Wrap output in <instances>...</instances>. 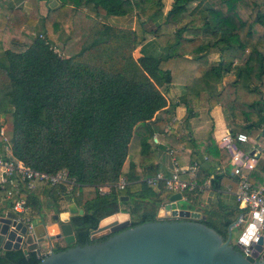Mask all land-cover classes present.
Segmentation results:
<instances>
[{
  "label": "trees",
  "instance_id": "obj_1",
  "mask_svg": "<svg viewBox=\"0 0 264 264\" xmlns=\"http://www.w3.org/2000/svg\"><path fill=\"white\" fill-rule=\"evenodd\" d=\"M41 1L50 0H0V129L1 116L12 113L13 155L50 173L68 169L76 184L68 193L67 183L37 181L29 188L20 180L33 224L46 219L43 198L84 208L83 215L72 216L81 245L93 242L92 231L117 212L130 214V226L155 220L170 191L165 182L149 184L146 178L162 170L172 140L181 164L230 160L216 144L214 121L203 116L204 102L207 114L225 107L231 131L250 135L254 142L244 149H252L255 132L257 141L264 139V0H172L168 9L165 0H57V7L48 8L57 10L54 21L41 12ZM24 2L32 4L29 13ZM115 16H133L135 25L117 26ZM63 33L69 36L59 46ZM211 54L218 59L209 61ZM228 73L235 79L222 86ZM176 84L185 88L181 96ZM181 106L186 114L179 121ZM155 135L168 143L156 142ZM215 166L200 169L199 181L214 173L212 182L224 185L231 177L212 173ZM122 175L130 181L124 189L100 190ZM251 178L257 186L264 179L263 158ZM184 195L183 206L193 210L202 200L198 188ZM235 219L229 212L199 220L227 238ZM41 259L35 250L27 255L22 248L0 247V264Z\"/></svg>",
  "mask_w": 264,
  "mask_h": 264
},
{
  "label": "water",
  "instance_id": "obj_2",
  "mask_svg": "<svg viewBox=\"0 0 264 264\" xmlns=\"http://www.w3.org/2000/svg\"><path fill=\"white\" fill-rule=\"evenodd\" d=\"M183 199L181 192L170 194L160 205L155 220L134 226H130L131 218L103 223L104 218L91 233L93 242L84 245L76 243L72 216L83 215L85 210L74 201L64 209L49 201L53 209L49 221L58 225V231L52 234L47 230L46 219L30 230L18 219L19 214L10 210L0 214V247L22 248L27 255L35 250L42 257L39 264H264V236L251 254H244L233 242V227L238 218L225 238L200 221L199 212L181 206L179 202ZM118 230L105 240L94 241ZM61 239L70 246L57 251L53 242ZM46 242L51 243L47 253Z\"/></svg>",
  "mask_w": 264,
  "mask_h": 264
},
{
  "label": "built area",
  "instance_id": "obj_3",
  "mask_svg": "<svg viewBox=\"0 0 264 264\" xmlns=\"http://www.w3.org/2000/svg\"><path fill=\"white\" fill-rule=\"evenodd\" d=\"M157 138V135H155ZM252 142L250 135L244 131L232 132L228 130L221 138L220 145L230 153V164L232 174L236 177V188H230L236 196L241 211L237 216L238 221L235 227L239 232L235 244H237L244 254H251V251L262 236H264V185H255L251 178V171L254 170L260 158L262 150L261 144L256 140L252 149L243 148L244 143ZM6 153H0V168L2 177L0 179V188L6 192V196L12 200L13 210L19 214V220L23 221L30 230L33 229V222L29 218L30 207L26 197L21 194L20 180L26 181L29 188L34 187L37 181H43L47 184L57 185L67 183V192H71L76 184L75 178L71 177L68 169H61L55 173L28 167L17 159L12 152V145L8 144ZM255 149V154L251 151ZM11 150V151H10ZM172 157V168L170 174L159 171L155 175L147 177L149 184H156L160 181L165 182L170 194L185 190L202 189L203 185L199 182L198 173L202 169L203 162H194L192 164H181L174 151L170 152ZM208 157H205V160ZM129 180L125 176H120L113 185L101 186L100 190L105 192L104 188L110 190L111 186L117 189H124ZM11 184V186H8Z\"/></svg>",
  "mask_w": 264,
  "mask_h": 264
},
{
  "label": "crops",
  "instance_id": "obj_4",
  "mask_svg": "<svg viewBox=\"0 0 264 264\" xmlns=\"http://www.w3.org/2000/svg\"><path fill=\"white\" fill-rule=\"evenodd\" d=\"M28 2H24V4H26ZM47 7V11L43 12L44 14L49 16V19L51 21H54L57 17V10L55 11H51L48 13V8L52 7H57L58 6V1L57 0H50L49 2L44 1V3ZM111 22L114 23L117 26H123V27H127V26H133L135 23V18L133 16H115L111 18ZM230 31L227 30L225 32L226 35H230ZM63 34H64V38H63ZM62 34V39H61V43L60 45H63V43L65 42V40L68 38V34L67 33H63ZM177 112H179V109L177 110ZM211 116L213 117V120L215 122L214 128H213V134L215 137V141L216 144L218 146L219 149H224L221 147L220 145V140L221 138L226 134V132L228 130H231V126H232V122L227 121V119H224V117L222 116L219 106H216L213 108V110L211 111ZM1 119L3 120V126L7 125V122L12 124L13 127V114L12 113H6L3 114L1 116ZM198 123L196 121H194L193 125H197ZM201 124V121L200 123ZM12 130V129H11ZM163 136V135H162ZM158 137V135H157ZM163 139H165L163 137ZM159 140V138H158ZM157 140V141H158ZM259 142V141H258ZM162 143H166L163 142ZM261 144L262 147V157L264 159V139L259 142ZM1 138H0V148H1ZM187 152L190 151V149H186ZM218 162H216L215 158L213 157H209L208 159H206L203 162V166H202V170L206 171L210 166L212 165H216L215 168L212 171L215 172V174H222L224 176H229L231 177L230 179H224V185L222 184L220 187H218L217 185H215L212 182V175H207V174H202V178H201V184L203 185V188L200 189L199 191L201 192L200 197L202 198V200L195 205L194 210H196L197 212L200 213L201 217H207V215L212 214L214 216V218L216 217H221V216H225L226 213L229 212H233L234 216L237 218V216L240 213V209L241 207L239 206L236 196L233 193V191L230 190V188L232 187L233 189L236 188L234 183L236 181V177L232 174V166L229 162V160H218ZM171 168H172V157L169 156V159H166V162L164 163V166L162 168L161 171H163L165 174H170L171 172ZM2 169L0 168V179L2 177ZM233 180V183H231L230 181ZM260 185H264V179H260L259 183ZM183 198L187 199V197L183 194ZM45 198H43V203H44ZM12 200L9 199L6 196V192L0 188V214L2 213H6L10 210H13V206H12ZM51 201V200H50ZM70 203V202H68ZM61 207H66V205H60ZM51 207V205H49V201H48V208ZM80 207V206H79ZM48 208H44V204H43V213L46 216V224H47V230L49 231L50 234L55 233L58 231V225L57 224H53L49 221V217L51 215V213L53 212V209H48ZM63 208V209H64ZM50 210V211H49ZM111 220L114 219H118L119 221H125L126 219L131 218V216L128 213H123V212H117L115 214H113L112 216H110ZM107 219V218H105ZM235 228L238 227H233V230ZM66 242L64 240H57L54 241V247L57 244H65ZM50 246L51 243L46 242L44 244V251L45 253H47L50 250Z\"/></svg>",
  "mask_w": 264,
  "mask_h": 264
},
{
  "label": "rangeland",
  "instance_id": "obj_5",
  "mask_svg": "<svg viewBox=\"0 0 264 264\" xmlns=\"http://www.w3.org/2000/svg\"><path fill=\"white\" fill-rule=\"evenodd\" d=\"M171 1L172 0H165V8L166 9H168L169 8V5L171 4ZM44 3V1H41L40 2V9H41V12L43 13V12H46L47 11V7H46V5L45 4H43ZM31 6H32V4L31 3H26V4H24L23 3V7L26 9V11H27V13H29L30 11H31ZM135 23V22H134ZM135 25V24H134ZM148 27H152L153 25L151 24V23H148V25H147ZM229 28V27H228ZM220 29H221V31L223 32V33H225L226 31H227V28L226 27H220ZM229 30V29H228ZM62 37V36H61ZM63 38H64V34H63ZM59 46H61V45H59ZM218 54H211V55H209L208 56V59H209V61L210 60H213V61H215L216 59H218ZM235 79V74L234 73H228V74H225L224 75V78H223V81H222V86L223 85H225V84H227V83H229V82H231V81H233ZM173 90H174V92L176 93V95L177 96H181L182 94H183V92L185 91V88L182 86V85H180V84H176V85H174V88H173ZM204 104V107H203V112L205 113H203V116L206 118V120L208 121V120H210V122H208V123H211L212 121H214L213 120V117L211 116V111L213 110V108L214 107H216V106H214L213 108H212V110L207 114V112H205V111H207V110H205V108H206V106H208V103H206V102H204L203 103ZM217 106H219V109H220V112H221V114H222V116L224 117V119H227V121H229V122H232V116H231V114H230V112L225 108V107H223L222 105H217ZM179 109V112H177V115H176V117H175V119H178L179 121H181L182 119H183V117L185 116V114H186V108L185 107H183V106H181V107H179L178 108ZM207 114V115H206ZM3 121V120H2ZM178 121V122H179ZM215 123V122H214ZM13 127H12V124L11 123H9V122H7V125L5 126H3L2 125V127H1V129H0V138H1V142L3 141L4 142V144H5V148L7 147V146H9L8 144H10V146L12 145L11 144V142H10V136H9V132L11 131V129H12ZM256 133H258V132H255V134L253 135L254 136V138H255V140H257L256 139ZM163 137L164 136H162V135H159L157 138H155V141L156 142H166L165 141V139H163ZM158 138H159V140H158ZM158 140V141H157ZM254 140V139H253ZM176 140L174 139V140H172V142H173V149L171 150V151H169V155H168V153H167V159H169V156H171V153L170 152H172V151H174L175 153H176V150H175V147H177L176 145H177V141L175 142ZM252 142H254V141H252ZM166 143H168V142H166ZM156 144L154 143V146H155ZM169 145V144H168ZM11 151V150H10ZM209 158V157H208ZM104 190L105 191H109V189H107V188H104ZM187 203V200L186 199H183V200H181L180 202H179V204L181 205V206H183V204H186ZM44 208H48V200H44ZM68 204V202H66V201H62V205H67ZM52 207H49L48 209H51ZM62 208H64V207H62ZM52 210V209H51ZM50 211V210H49ZM110 220H104L103 221V223H106V222H109ZM238 232H239V229L238 228H235L234 230H233V242L235 243V241H236V239H237V235H238Z\"/></svg>",
  "mask_w": 264,
  "mask_h": 264
},
{
  "label": "bare ground",
  "instance_id": "obj_6",
  "mask_svg": "<svg viewBox=\"0 0 264 264\" xmlns=\"http://www.w3.org/2000/svg\"><path fill=\"white\" fill-rule=\"evenodd\" d=\"M105 220H111V218H107V219H105Z\"/></svg>",
  "mask_w": 264,
  "mask_h": 264
}]
</instances>
